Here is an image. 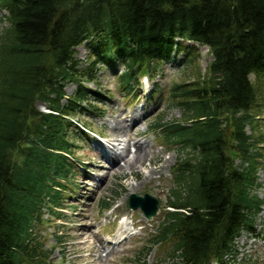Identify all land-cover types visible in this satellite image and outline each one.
I'll return each instance as SVG.
<instances>
[{"label":"trees","instance_id":"trees-1","mask_svg":"<svg viewBox=\"0 0 264 264\" xmlns=\"http://www.w3.org/2000/svg\"><path fill=\"white\" fill-rule=\"evenodd\" d=\"M0 10L8 26L0 35V264L50 259L39 229L53 223L45 212L66 220L65 194L84 168L76 142L93 132L81 116L106 113L95 66L119 63L118 92L135 100L141 76L195 46L212 61L203 76L171 87L181 119L148 127L177 159L166 216L138 259L172 241L176 264L235 262V240L258 236L264 207V0H0ZM84 43L92 52L79 69Z\"/></svg>","mask_w":264,"mask_h":264},{"label":"rangeland","instance_id":"rangeland-1","mask_svg":"<svg viewBox=\"0 0 264 264\" xmlns=\"http://www.w3.org/2000/svg\"><path fill=\"white\" fill-rule=\"evenodd\" d=\"M5 22L6 14L0 10V35L8 27ZM189 46L190 43H185L186 48ZM88 47L89 43H84L76 48L75 59L79 69L88 65L89 53L92 52ZM194 48L195 50H185L181 53L174 51L169 60L159 65L152 73L147 83H143L141 79L142 85L135 89V100L122 97L118 92V76L123 70L119 63L95 66L94 83H97L104 95L108 92V98H98L99 102L102 101L101 105L106 114L103 118H97L86 111L81 116L82 121H86L94 133L76 142L78 149L75 156L82 160L84 168L77 166V180L70 183L68 194H65L66 204L70 205L63 211L66 220L55 222L46 213V221L53 223H45L39 229L44 248L51 251L50 262L47 264H176L174 257L170 256L173 250L172 241L152 248L148 255L138 259L139 253L148 247V243L156 234V227L166 216L168 196L173 184L171 169L177 159L175 148L165 145L160 138L151 135L147 127L158 117H162L164 122L181 119V111L170 106L171 87L191 82L199 75L203 76L212 61L207 47ZM188 52L191 54L189 57L186 56ZM190 56L195 63L193 67L188 63ZM85 86L91 90L96 89L95 84ZM75 89V84H69L65 88V94L71 96ZM259 101L261 108L258 114L262 119L261 139L264 143V87ZM95 103L96 101L92 102ZM36 107L40 109L38 103ZM132 116L136 117V121L130 125ZM114 120L119 123L117 128H123L125 132L119 135L113 133L116 123ZM112 138L116 146L118 145V150L115 151H123V157L118 159L119 165L109 162L106 157V148L114 142ZM135 141L145 143L157 158L155 165H150L145 159L142 166L135 165L133 173L136 178L130 175L127 169L124 174H121L120 170L132 161ZM96 144L101 146L99 150L103 154L97 152ZM258 175L262 182V173ZM263 191L264 188H261L258 194L262 195ZM132 193L138 196L148 193L156 198L159 202L158 215L147 221L139 210H130L126 202ZM103 201L110 203L108 208L101 209ZM113 206V209L105 212ZM57 232L62 236L57 235ZM120 232L132 233L134 236L120 251L107 252L112 247L108 241H112ZM257 234V237L241 234L235 240L236 260H229V263L264 264V207L257 218ZM58 237H61V243L58 242ZM101 240L106 243V253H101L98 247L97 241L102 243Z\"/></svg>","mask_w":264,"mask_h":264},{"label":"bare ground","instance_id":"bare-ground-1","mask_svg":"<svg viewBox=\"0 0 264 264\" xmlns=\"http://www.w3.org/2000/svg\"><path fill=\"white\" fill-rule=\"evenodd\" d=\"M114 121L116 123L114 126V130H113L114 132L113 133H117L119 135L121 132H125V130L123 128H117L119 123L117 122V120H114ZM135 121H136V117L132 116L129 124L132 125L133 123H135ZM113 141L114 142L110 143V145L112 147L110 146L109 148H106V151H107L106 157L108 158L109 162H111V163L115 162L116 164L119 165L118 159L123 157V151L122 152L115 151V150H118V148H117L118 145L116 146V144H115L116 142L114 139H113ZM124 146L122 147L123 150H124ZM96 147H98L97 152L103 154V152L101 150H99L101 148V146L96 144ZM133 148H134V150L132 152L133 153L132 161L130 163H126L125 167L121 168L120 170H121V174H124L125 173L124 171L127 169L128 171H130L128 173L136 178L137 176H135V173H133V171L135 169V165L142 166L144 159L146 161H148L150 165H155L157 158L155 156V153L154 154L151 153L150 150L148 149V147L145 145V143H143L141 141H135V143L133 144ZM126 150L128 151V148ZM132 188H133V186H132ZM102 248H104V247L102 246ZM88 263H90V261Z\"/></svg>","mask_w":264,"mask_h":264},{"label":"water","instance_id":"water-1","mask_svg":"<svg viewBox=\"0 0 264 264\" xmlns=\"http://www.w3.org/2000/svg\"><path fill=\"white\" fill-rule=\"evenodd\" d=\"M158 204V200L147 193L143 194V196L132 194L130 195L128 202L131 210L140 209L147 220H151L158 214Z\"/></svg>","mask_w":264,"mask_h":264}]
</instances>
